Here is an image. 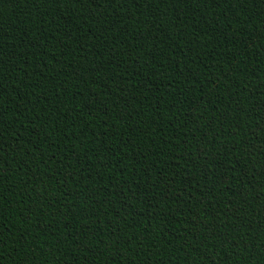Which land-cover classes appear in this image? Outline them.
Returning a JSON list of instances; mask_svg holds the SVG:
<instances>
[{"label":"trees","instance_id":"trees-1","mask_svg":"<svg viewBox=\"0 0 264 264\" xmlns=\"http://www.w3.org/2000/svg\"><path fill=\"white\" fill-rule=\"evenodd\" d=\"M0 264H264V0H0Z\"/></svg>","mask_w":264,"mask_h":264}]
</instances>
